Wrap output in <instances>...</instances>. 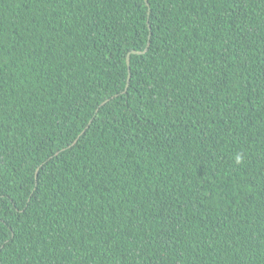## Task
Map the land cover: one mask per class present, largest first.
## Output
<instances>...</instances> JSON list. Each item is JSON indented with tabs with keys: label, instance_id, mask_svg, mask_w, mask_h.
I'll use <instances>...</instances> for the list:
<instances>
[{
	"label": "trees",
	"instance_id": "1",
	"mask_svg": "<svg viewBox=\"0 0 264 264\" xmlns=\"http://www.w3.org/2000/svg\"><path fill=\"white\" fill-rule=\"evenodd\" d=\"M0 264H264V0H0Z\"/></svg>",
	"mask_w": 264,
	"mask_h": 264
},
{
	"label": "water",
	"instance_id": "2",
	"mask_svg": "<svg viewBox=\"0 0 264 264\" xmlns=\"http://www.w3.org/2000/svg\"><path fill=\"white\" fill-rule=\"evenodd\" d=\"M147 49L145 50V52L147 51ZM137 53H141V52H139V51H132L127 56V65H128V69H129L128 84H129V81H130V78H131V73H130V59H131V55L132 54H137ZM127 88H128V85H127ZM106 102H104V103H106Z\"/></svg>",
	"mask_w": 264,
	"mask_h": 264
},
{
	"label": "clouds",
	"instance_id": "3",
	"mask_svg": "<svg viewBox=\"0 0 264 264\" xmlns=\"http://www.w3.org/2000/svg\"><path fill=\"white\" fill-rule=\"evenodd\" d=\"M239 159V158H238Z\"/></svg>",
	"mask_w": 264,
	"mask_h": 264
}]
</instances>
